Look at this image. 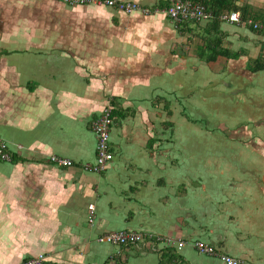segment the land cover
<instances>
[{
  "label": "crops",
  "instance_id": "0c3cea01",
  "mask_svg": "<svg viewBox=\"0 0 264 264\" xmlns=\"http://www.w3.org/2000/svg\"><path fill=\"white\" fill-rule=\"evenodd\" d=\"M235 2L264 23V0ZM206 21L175 25L161 12L0 0V134L11 155L0 160V264L39 253L50 264H102L118 248L96 236L117 229L184 239L174 264L214 262L195 240L264 264V29ZM213 40L226 55L205 60L200 50L210 54ZM166 102L173 127L165 125ZM106 106L116 112L115 160L86 172L81 165L96 151L91 121ZM176 110L186 118L179 128ZM197 126L219 136L207 163L201 147L185 148ZM50 155L73 166L54 165ZM153 251L129 245L120 257L160 264L156 251L145 258Z\"/></svg>",
  "mask_w": 264,
  "mask_h": 264
},
{
  "label": "built area",
  "instance_id": "2783aa9c",
  "mask_svg": "<svg viewBox=\"0 0 264 264\" xmlns=\"http://www.w3.org/2000/svg\"><path fill=\"white\" fill-rule=\"evenodd\" d=\"M63 4L74 5H102L112 7L130 13L139 10L143 13L161 12L166 15L175 25L183 22H200L212 18L211 11L200 0H170V3L164 7L151 8L150 6L141 5L133 0H54ZM219 20H226L241 25H249L253 29H264V23L254 20L251 16L242 18L238 11L222 13L218 17ZM111 107L106 106L103 112L91 121V129L96 137L95 160L92 163H83L81 168L86 172L100 173L107 163L112 159L113 153L109 147L110 124H111ZM11 155L8 151L7 143L0 134V160L8 161ZM49 161L59 167L72 166L73 161L69 158L50 155ZM89 223H92L95 217L94 205H88ZM96 240L100 243H107L116 246V253L120 252V246L130 243L138 248L148 246L151 250L156 251L163 246L182 247L187 241L160 234H151L148 232L117 229L104 232L96 236ZM193 248L201 254L211 255L218 258L220 264H256L251 260L233 256L223 251H216L215 247L200 240L191 243ZM120 254V253H119ZM112 256V255H111ZM45 255L39 253L28 259L23 260L20 264H42Z\"/></svg>",
  "mask_w": 264,
  "mask_h": 264
},
{
  "label": "trees",
  "instance_id": "16d2710c",
  "mask_svg": "<svg viewBox=\"0 0 264 264\" xmlns=\"http://www.w3.org/2000/svg\"><path fill=\"white\" fill-rule=\"evenodd\" d=\"M200 1L211 11V14H212V18L206 21L208 22L206 23L207 26L216 25L219 22L218 17L222 13H228L231 11H240V14L243 18L248 16L246 6L239 7L236 4L235 0H200ZM165 5L167 4H156V5H153L151 8L164 7ZM215 43L218 44V42L215 40L211 41V45L213 46H211V49H209L210 54L205 53V51L202 49L200 50V56H202V54H206L205 60H208V59H214L217 55H224V54L226 55L227 50H224V49L222 50L220 49V47L217 48L218 46ZM258 67H264V62H261L260 65H258ZM164 108L166 110L167 116L170 117L172 112L167 102L164 103ZM114 115H116V112H115V109H112L110 118L112 119ZM165 125L172 126L173 123L172 121L167 120L165 122ZM129 245H133V244L127 243V244L121 245L120 249H123L125 246H129ZM175 248L176 247H172V246H163L157 249L156 254L158 255L159 263L160 264H174V263H177L176 262L177 260L181 261L179 255L176 253ZM215 250L222 251L217 247H215ZM119 253L113 254L107 260H105L102 264H125L124 260L120 257ZM25 259H28V258H25ZM42 264H50V262L45 259Z\"/></svg>",
  "mask_w": 264,
  "mask_h": 264
},
{
  "label": "rangeland",
  "instance_id": "374dc122",
  "mask_svg": "<svg viewBox=\"0 0 264 264\" xmlns=\"http://www.w3.org/2000/svg\"><path fill=\"white\" fill-rule=\"evenodd\" d=\"M178 106V105H177ZM178 108L180 109V108H182V106L179 104V106H178ZM185 110H183V112H184ZM183 112H181V113H183ZM185 114H187V115H192V112H187V111H185ZM184 116H186V115H184ZM187 117V116H186ZM168 120H170L171 121V119H172V117L170 116V117H168L167 118ZM173 119H174V122H175V125L177 124V126H178V128L179 127H182L184 124L182 123V121H184V120H186V118L185 117H183V120H182V117H181V115L178 113V111L176 110L175 112H174V117H173ZM190 119V118H189ZM173 125H174V123H173ZM173 125H172V127H173ZM196 124H194V126H195ZM200 125L201 126H204L205 127V125H207L205 122H204V120H201L200 121ZM187 126H189L188 124L185 126V127H187ZM193 125H191V127H194ZM208 126H210V125H208ZM202 128V127H200V126H197L196 128H195V132H193V135L191 134V131H188V141H189V144H191L192 146H188V147H185L186 149H188V150H190L191 148H194V147H201V153H200V155H201V157L203 158V159H207L208 157H209V155H212V156H214V154L212 153V152H210V154H208V148H209V146H210V149H211V147L213 148L215 145H214V142H213V139L214 140H216L215 139V137H219V136H216V135H214L213 134V138H212V140L210 139L211 137V135H212V133L211 132H208L207 131V129H205V128ZM224 123H222L221 124V127H220V129L222 130L221 132H223V130H224ZM226 128L227 129H230L228 126H226ZM171 129V128H170ZM184 136H187V134H184ZM195 138V137H198V141H195V140H193L192 138ZM199 145H198V144ZM195 145V146H194ZM194 150H195V148H194ZM215 153V152H214ZM171 154H175V152L174 151H172L171 152ZM113 157H114V154H113ZM113 157H112V159H113ZM210 158H212V157H209V160H210ZM110 160V162L111 161H114L115 160V158L113 159V160ZM206 163H207V160H206ZM73 166V165H72ZM205 167V169H203L202 171H204L205 172V175L203 174V175H200V179L199 180H201V181H206L207 180V178H206V174H207V166H204ZM255 168L256 169H259L260 167H258V166H255ZM197 169H201L199 166L197 167ZM198 174H202V172L200 173H198ZM221 184H223V182H221ZM155 251H153V252H150V253H147L148 255L145 257L146 259H151L152 257H154V255H155V253H154ZM134 253V252H133ZM135 254V253H134ZM205 258V260L207 261V262H211L210 260L212 259L214 262L212 263L211 262V264H216V258L214 259L212 256L210 257V258H208V256H206V257H204ZM127 259H128V262H129V264H138L137 263V260L138 259H136L135 258V256L133 255V254H131L130 256H128L127 255ZM218 259V258H217ZM217 261H219V260H217Z\"/></svg>",
  "mask_w": 264,
  "mask_h": 264
}]
</instances>
